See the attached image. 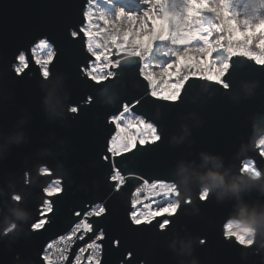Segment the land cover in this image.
<instances>
[{
  "label": "water",
  "instance_id": "water-1",
  "mask_svg": "<svg viewBox=\"0 0 264 264\" xmlns=\"http://www.w3.org/2000/svg\"><path fill=\"white\" fill-rule=\"evenodd\" d=\"M88 2L0 0V264H45L46 245L69 232L85 209L101 203L107 213L88 218L92 232L81 240L82 230L78 232L64 264H71L77 249L101 228L104 238L96 241L103 245L101 264H264V177L252 180L243 170L251 160L264 171V155L257 145L264 137V66L237 57L223 77L230 85L227 90L190 77L175 102L146 95L141 57L117 69L110 65L117 76L98 85L80 72L87 66L80 29ZM70 29L78 32L77 38ZM42 36L58 50L47 67L50 75L40 76L30 66L23 78L17 76V57ZM88 96L93 97L91 104ZM137 99L141 103L133 113L153 123L161 140L133 150L136 166L131 171L149 182L179 184L192 196V203H182L177 215H156L151 224L140 226L128 218L140 181L126 180L119 196L113 197L109 161L102 159L109 155L107 143L115 134L109 118ZM70 106L78 107V113L69 112ZM42 164L53 170L51 175L37 174ZM209 170L223 173L228 184L238 183L239 191L217 188L202 202L207 181L201 176ZM26 171L32 173L30 184H25ZM59 177L64 191L47 197L54 205L46 215L50 223L31 232V224L44 217L42 188ZM13 193L23 199L17 203ZM242 212L249 217L255 213L259 220L251 247L237 243L235 236L225 239L226 221L241 219ZM166 218L171 224L161 231L158 224ZM12 221L18 227L3 235ZM201 237L207 238L203 244ZM129 252L131 258L125 259Z\"/></svg>",
  "mask_w": 264,
  "mask_h": 264
},
{
  "label": "clouds",
  "instance_id": "clouds-1",
  "mask_svg": "<svg viewBox=\"0 0 264 264\" xmlns=\"http://www.w3.org/2000/svg\"><path fill=\"white\" fill-rule=\"evenodd\" d=\"M91 2L95 3V0H91ZM144 2L148 3V0H144ZM154 2L161 3L164 7L159 10V13L155 18H150L152 23L151 28H148L147 25H141L136 27L135 31H133L129 25L130 17L133 15L143 17L145 13L148 12V8L143 9V14L141 15L137 12H129L123 7H119L114 18H105L102 13L97 17V19L102 22L103 27H101L99 23L94 24V29L91 33L94 41L93 51L99 50L104 52L111 51L112 48H115L118 52L123 53L121 58L108 60L106 65H111L112 68L117 69L122 63H135L137 57H147L157 41L170 40L172 45L187 46L188 44L186 41L190 37L192 43L200 40L203 42L200 46H203L205 41L211 39L214 33L216 34V39L212 40V43L216 44V41L221 40L222 38L223 43L217 45L213 51L224 50L235 54L251 48V51L256 53L254 58L255 63L264 64V0H246L243 14L233 6L232 0H200V5H207V7H200L196 4V0H154ZM149 7H151V5H149ZM192 7L197 8V13L195 15H190L188 12V8ZM229 10L230 14H228ZM205 11L214 13V17L210 18L211 26H204L201 23ZM86 13H91L93 20V10L89 8ZM85 17L88 20V17ZM217 20L219 21L218 23L216 22ZM224 21H227L225 27L218 28L217 25ZM69 31L72 36L78 35L73 29H70ZM235 35H248L249 38L237 40L234 39ZM252 35L257 36L258 39L253 41L251 39ZM129 36H132L133 38L129 39ZM43 41H47L44 46L48 49L49 53L46 57V60L49 61L47 67H49L51 62L55 60L58 50L56 49L55 44L47 40V37H43ZM21 55H23V53H21ZM227 63L228 61H225L221 67L223 68ZM143 66L146 67L147 65ZM15 67L16 66L14 65V69ZM202 72V64L189 61L188 66L185 69V75L180 76L179 79L181 81L185 80L189 73L191 74V77H197V75ZM48 74L50 75V72ZM223 74L224 72L222 71V75ZM116 76V71H109L106 77L96 79L99 81L115 78ZM141 77L143 78V76ZM166 92L168 93L167 95L170 100H176L181 94V88L177 87L175 89H169L166 90ZM91 100H93V97L88 96L87 103L91 104ZM68 110L72 113H78V107L76 106H70ZM259 143L264 144V137L260 138ZM206 159L208 158L206 157ZM52 172V169H49L47 165L43 164L40 165L37 170V174L40 176L51 175ZM246 175L252 180H258L264 177V171L257 169L256 174L248 172ZM24 176L25 184H30L32 182V173L26 171ZM57 179L60 181L57 185L59 191H51L53 187L51 184H47L42 188L43 204L41 205L42 211H40L42 217L53 212L54 205L47 197L52 193L61 194L64 191L63 178L59 177ZM201 179L207 181L200 193V200L202 202L207 201L212 192L217 188H223L234 192H238L240 188L238 183L233 182L228 184L225 180L224 174L216 170H209L206 174L201 176ZM173 187L176 190V195L183 196V199H177L174 204L168 207L166 212L162 213L170 217L177 215L181 210L182 203H192V196L185 195L181 191L179 184H173ZM12 199L19 203L23 197L18 193H13ZM98 205L103 209L101 214L105 215L108 209L103 203ZM131 219L133 221L132 224L135 226L151 224L152 222L151 219L144 220L141 219L140 216H134L131 217ZM260 219H264V217ZM258 222L259 220L255 213L249 217L244 216L242 212L241 219H230L229 221H226V224H232L234 230L231 234L226 230L225 239H231L232 236H235L237 243L245 247H251L252 244L256 242L257 228L255 225ZM48 223H50V220L48 219L36 220L31 224L30 231L36 232L42 230ZM170 224L171 220L166 219L159 229L164 231ZM17 227L18 225L15 221L8 223L7 227L4 229L3 235H8L9 232L15 231ZM206 239V237H201L200 242L203 244L206 242ZM114 244L118 246V240L117 243ZM131 255V252H129L125 259L131 258ZM92 257L94 258V264H101V261L103 260V245H96ZM60 258L63 259V257ZM17 259H19V257H17ZM42 259L46 264H55L53 253L48 252L47 249L45 250V253L42 254ZM120 264H124V261H121ZM141 264H146V262L141 261Z\"/></svg>",
  "mask_w": 264,
  "mask_h": 264
},
{
  "label": "snow or ice",
  "instance_id": "snow-or-ice-1",
  "mask_svg": "<svg viewBox=\"0 0 264 264\" xmlns=\"http://www.w3.org/2000/svg\"><path fill=\"white\" fill-rule=\"evenodd\" d=\"M148 4L151 5V7H147L148 12L145 13L143 17L133 15L132 17L129 18V25L130 28L133 29V31H135L136 27H139L141 25H147L148 28H151L152 23L150 18H155L159 13V10L164 7L163 4L154 2V0H148ZM196 4L199 5L200 7H207V5H200V0H196ZM188 12L190 15H195L197 13V8L195 7L188 8ZM228 14H230V10ZM84 15L88 17L87 20L88 26L81 28L80 33H82L84 36L82 46H83V52L85 54L84 63L87 66L83 68L81 67L80 72L84 76H86L90 81L95 82L96 84L102 86L104 82L109 81L112 78L98 81L94 76V73L96 72L98 65L107 64L108 60H112V59L109 51H104V52H101L99 50L93 51L94 41L91 36V33L94 29V24L92 23V16L91 13H86V12L84 13ZM226 24L227 21H224L223 23L218 24L217 27L223 28L225 27ZM43 37H47V36L39 37L34 43L31 44L29 48L26 49V52H22L23 55H21L20 53V55L18 56L19 59L17 57V60L19 62H24L25 56H27L28 58L27 67H25L23 71L17 70L16 72L17 76L23 78L25 73L30 69V66H35L40 76L47 77L48 73L44 71L45 65L42 63V61L46 59L49 53H48V49L44 46V44H46L47 41H43ZM71 37L77 38L78 35L76 36L71 35ZM132 38H133L132 36H129V39ZM47 40L51 41L48 37ZM186 43L188 45L191 43L190 37L188 38ZM221 43H223V38L221 40L216 41V44L212 43V39H208L205 41L203 46H198V47L189 46L187 47L186 51L173 49L172 55L175 56V59L168 62L166 66L162 67V70L160 72H154L148 70L149 65L147 63H144L143 65H147V66L142 67L140 75L143 76V79L145 81H147L148 90L146 92V95L155 98L157 100H163L168 102L177 101L178 98L176 100H170L168 95L165 94L166 90L175 89L177 87L181 89L184 88L185 82L189 80L191 74L190 73L187 74L186 79L183 81H181L179 77L185 75V69L188 66L189 61H192L194 57H198L200 54L211 53V55L208 56V59L206 60V63L210 65L215 54V51H213V49H215L217 45ZM155 45L156 43L154 44L153 48L155 47ZM225 52L227 54L226 61H228V63L223 66L222 71L224 72V74L219 79H216L214 77L209 78L208 74H206L205 72L198 74L197 77L202 78L204 80H208L209 83L218 84L223 89L227 90L230 87V85L228 82L222 79V77H224L225 73L232 66V62L234 61V59L237 57H243V58L252 59L255 62L254 58L256 56V53L251 51V48L246 49L243 52H237L235 54L227 51ZM116 54L119 55L123 53L118 52L116 50ZM29 57L31 60V65H30ZM54 61L52 63H54ZM258 65L264 66V64H258ZM50 68L51 65L49 66V69ZM170 77H176L178 82L175 83L174 85L169 84L168 78ZM158 83L166 85V88L157 91ZM90 103H92V100L90 101ZM140 103L141 101L139 99L135 100V103L132 105V107H130L129 104L125 103L121 106L122 110H120L117 115H112L109 118V123L114 124L115 126L116 134L112 135L111 138L108 140L106 151L109 153V155H104L102 159L104 161H109L110 175L108 176L107 179L109 184L112 185L110 191L113 194V197L119 196L122 188L126 184V180H133V179L139 180L142 186H148L149 190L154 192L155 195L159 197L158 193L154 191L156 187L155 184H153L152 182L150 183L148 180H145L143 176L137 175L135 172L131 171V169L136 166V162L131 159V155H135L133 150L137 149L138 145L144 146L147 144H155L161 140V137L159 136L158 133V129L155 127L153 123L147 122L143 117H135L132 108H134L136 105H139ZM129 129H136L138 134L130 133ZM110 156H111V160H110ZM117 158H119V161L117 160ZM125 160L128 161L127 165L124 163ZM55 183L59 184L60 181H56ZM140 191H141L140 188H136V194H138ZM58 195L59 194L52 193L48 197L55 198ZM167 203L168 202L166 201V204ZM139 204H141V201L137 198H133L130 201L132 210L129 212L128 218L130 219L131 223L133 222L131 217L144 216L150 212V211L148 212L139 211L137 208V205ZM102 211L103 209L100 207V205H94L90 209H85L83 217L72 227L70 235H68L67 237L60 236L59 241L64 242L67 240L71 242L73 237H76L77 232L81 229L85 230V232H92L93 224L88 222V218L93 216L101 217L103 216L101 214ZM73 214L76 217H81L80 212H74ZM164 220L158 224L159 227L163 224ZM104 234H105L104 229L101 228L99 230V234L95 237V239L91 243L87 245V247L93 249L94 251L97 245L96 241L102 240L104 238ZM79 238L83 239L84 237L83 235H81ZM117 240L118 239L114 240L113 243H117ZM119 244L120 241L118 240V245ZM47 249H53L56 253L60 254V257L66 259V257L63 256V253L66 249H61L56 247V241H52L51 243H49L47 245ZM91 258L92 257H90V259ZM77 260H79V257H77Z\"/></svg>",
  "mask_w": 264,
  "mask_h": 264
},
{
  "label": "rangeland",
  "instance_id": "rangeland-1",
  "mask_svg": "<svg viewBox=\"0 0 264 264\" xmlns=\"http://www.w3.org/2000/svg\"><path fill=\"white\" fill-rule=\"evenodd\" d=\"M232 3H233L234 7L236 6V3H238V4L241 3V6H237L238 8L237 7H235V8L238 11H240L241 14H243V8L246 4V0H232ZM119 7H123L126 11L137 12V13L142 15L143 14L142 10L149 7V4L145 3L144 0H95V3H93V6L91 8L93 10V13H94L92 23L93 24L99 23L100 26L103 27L102 22H100L97 19V17L102 13L105 18L106 17L114 18ZM201 23L204 26H211L208 19H206V17L204 16V13H203V16L201 19ZM87 26L84 25L83 28L87 27ZM214 35H215V33L213 34V36ZM213 36L211 39L215 40L216 37H214V39H213ZM248 38H249L248 35H235L234 36V39H237V40H244V39H248ZM251 39L253 41H255L258 39V37H256L255 35H252ZM202 43H203L202 41L197 40V41H194L193 43L191 42L187 46H184V45H172L170 40L157 41L153 50H151V52L149 53V55L147 57L142 58V61H143V64L147 63L149 65L148 70L154 71V72H160L162 70V67L166 66V64L168 62L175 59V56L172 55L173 49H179L182 51H186V47H189V46H197L198 47V46L202 45ZM109 52H110V56H111L112 60L118 59V58H116V59L113 58L114 55H117L115 48H112L111 51H109ZM257 53H258V50H257ZM210 55H211V53L200 54L198 57H194L192 62L202 64L203 72L208 74L209 78L214 77L216 79H219L222 76V67L221 66L227 60V54L224 50L215 51L214 58L212 59L211 64L209 65L206 63V60L208 59V56H210ZM215 59L217 60V62ZM42 63L45 65L44 71L48 73L47 65H48L49 61L45 59L44 61H42ZM26 66H27V61L25 58L24 62L18 61V63L16 64V69L22 71ZM109 71H112V70H110V65L101 64V65L97 66V69H96V72L94 73V76L98 79H102V78H104V76H107V73ZM222 79H223V77H222ZM177 82H178V80L176 77L168 78L169 84L174 85ZM165 88H166V85L158 83L157 91H160L161 89H165ZM165 94L167 95L168 93L166 92ZM135 117H140V116L135 115ZM135 117H134V119H135ZM129 132L138 134L136 129H129ZM257 145L260 147L261 152L264 155V144H261L258 141ZM243 170L247 173L251 172L253 174H256L257 168L255 167L253 161L247 160L244 163ZM55 182L56 181L51 183V185L53 186L51 191H53V192L59 191V187H57L58 184ZM162 193L165 194L164 191ZM166 194L162 198L157 199V202L160 203L161 200H163L165 198L166 199L171 198L169 196V194H167V195ZM158 195L160 196L161 193H159ZM174 203H175V200L170 201L164 205H162L160 203V205L154 206V207H152L151 205H145L144 208L141 209V212H148V211H150V212L144 216H140V218L144 219V220L152 219L156 215H161L162 213L166 212L168 210V207ZM43 219H48V218L46 216H44ZM226 230L229 232V234H231V232L234 230L232 224H227L225 226V231Z\"/></svg>",
  "mask_w": 264,
  "mask_h": 264
},
{
  "label": "built area",
  "instance_id": "built-area-1",
  "mask_svg": "<svg viewBox=\"0 0 264 264\" xmlns=\"http://www.w3.org/2000/svg\"><path fill=\"white\" fill-rule=\"evenodd\" d=\"M115 134H116V132H115ZM114 134V135H115ZM151 183V182H150ZM153 184H155L156 185V187H155V189H154V191L156 192V193H162L163 191L165 192V193H167V194H169V196L171 197V198H173L174 200H175V198H176V190H175V188L173 187V183H166V182H159V181H153L152 182ZM137 188H140L141 189V191L138 193V194H136V189L134 190V192H133V194H132V199L133 198H137V199H139L140 201H142L147 195H149V194H155L154 192H152V191H150L149 190V187L148 186H142V185H139ZM96 205H98V204H96ZM138 206V205H137ZM89 222V221H88ZM90 223V222H89ZM82 231L78 234V232L80 231H78L77 232V234H78V239L79 240H81L79 237L81 236V235H83V237H85L87 234H89L90 232H85V230H83V229H81ZM70 232H71V230L69 231V232H67L66 234H63V235H61V236H65V237H67L68 235H70ZM99 234V233H98ZM97 234V235H98ZM96 235V236H97ZM95 236V237H96ZM60 237V236H59ZM59 237H57V238H55L54 240H52V241H56V247H58V248H61V249H66L65 251H64V253H63V256L64 257H66V259H61L60 258V254L59 253H56L53 249H47V245L49 244V243H51L52 241H50L47 245H46V247H45V249H44V251H43V253H45V250L47 249V251L48 252H51V253H53V260L55 261V264H64L65 262H66V260H67V258H68V256H69V252H67V251H69V249H70V246L71 245H73L74 243H75V241L77 240V236L76 237H73V239L71 240V242H69V241H64V242H61V241H59ZM95 237L93 238V240L95 239ZM93 240H91L90 242H87V243H85V244H83V245H81L78 249H77V251H76V253H75V255H74V258H73V261L71 262V264H81L82 262H83V264H94V258L92 257V253H93V249H89V253L86 255V257H85V259H84V253L87 251V249H88V247H87V245L89 244V243H91ZM99 244H101L102 245V243H99ZM77 257H79V260H77ZM90 257H92L91 259H90ZM84 260V261H83ZM44 263L46 264V262L44 261Z\"/></svg>",
  "mask_w": 264,
  "mask_h": 264
},
{
  "label": "trees",
  "instance_id": "trees-1",
  "mask_svg": "<svg viewBox=\"0 0 264 264\" xmlns=\"http://www.w3.org/2000/svg\"><path fill=\"white\" fill-rule=\"evenodd\" d=\"M243 4V3H242ZM237 6H241V3H236V6L235 7H237ZM238 8V7H237ZM240 8V7H239ZM204 16L206 17V19H208V21H209V23L211 24V19L210 18H213L214 17V13H212V12H210V11H205L204 12ZM219 21L217 20V23H218ZM214 37H216V34L213 36V39H214ZM257 37V36H256ZM256 39V38H255ZM216 60V59H215ZM216 62H217V60H216ZM104 77H106V76H104ZM166 194V193H165ZM164 193H161V195L159 196V197H157L155 194H149V195H147L142 201H141V204H139L138 206H137V208H138V210L139 211H141V209H143L144 208V206L145 205H151L152 207H154V206H158V205H160V203L162 204V205H164V204H166V201L167 202H170V201H173L174 199L173 198H169V199H163V200H161V202L160 203H158L157 202V199H159V198H162L164 195H165ZM167 195V194H166Z\"/></svg>",
  "mask_w": 264,
  "mask_h": 264
},
{
  "label": "bare ground",
  "instance_id": "bare-ground-1",
  "mask_svg": "<svg viewBox=\"0 0 264 264\" xmlns=\"http://www.w3.org/2000/svg\"><path fill=\"white\" fill-rule=\"evenodd\" d=\"M92 6H93V3L91 2V0H89V2H88V4H87V7H86V9H85V12H87V11L89 10V8H92ZM84 25H85V26L88 25V21H87L86 17H85V24H84Z\"/></svg>",
  "mask_w": 264,
  "mask_h": 264
}]
</instances>
